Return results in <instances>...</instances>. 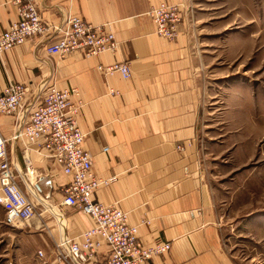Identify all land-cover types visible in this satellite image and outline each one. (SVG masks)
<instances>
[{"label": "crops", "instance_id": "obj_1", "mask_svg": "<svg viewBox=\"0 0 264 264\" xmlns=\"http://www.w3.org/2000/svg\"><path fill=\"white\" fill-rule=\"evenodd\" d=\"M13 2L0 0V36L17 19ZM217 2L39 0L46 23L57 24L71 14L105 26L117 36L118 52L94 58H86L84 52L50 57L47 47L56 35L49 32L0 54V92L10 84H25L31 100L40 85L78 90L77 99L83 103L78 123L86 134L85 149L92 155L96 175L111 180L95 199L128 213L145 246L172 244L171 251L147 264H240L224 241L200 154L207 97L201 74L209 52L206 41L222 40L219 10L211 15L208 10ZM160 3L185 7L174 41L159 37L148 16L150 8ZM187 8L190 12L184 14ZM116 62L130 65L129 80L118 74L106 77L97 70ZM14 133V118H0L9 161L23 172L29 159L37 171V181L22 176L19 184L38 216L9 226L0 206V264H61L55 242L64 234L76 239L95 222L77 208L62 207L63 188L70 178L52 160L28 150L22 141L11 140ZM179 146L184 149L179 151ZM108 250L103 245L98 259L103 260Z\"/></svg>", "mask_w": 264, "mask_h": 264}, {"label": "built area", "instance_id": "obj_2", "mask_svg": "<svg viewBox=\"0 0 264 264\" xmlns=\"http://www.w3.org/2000/svg\"><path fill=\"white\" fill-rule=\"evenodd\" d=\"M13 4L17 19L0 36V54L49 32L56 35L50 37L47 47L50 57L65 58L84 52L86 58H94L115 54L119 50L117 36L105 26L88 23L71 14L63 15L57 24H48L41 16L39 0H14ZM184 8L182 4L167 3L151 7L148 16L154 23L155 33L166 40H176L184 21ZM97 70L106 77L118 74L129 80L132 76L128 63L100 65ZM29 93L30 89L20 83L10 84L0 92V118L13 117L15 120V133L11 140L23 141L28 150L52 160L70 178L63 188L65 199L62 207L77 208L95 222L93 228L78 238L64 234L55 242L58 262L147 264L171 251L170 243L145 246L139 239V228L130 224L128 213L115 204L106 205L95 199L96 192L108 187L111 180L96 175L92 155L85 149L86 134L78 123L83 107L82 101L77 99L80 95L78 90L40 85L31 100L27 98ZM7 145L8 140L0 134V206L6 211V224L16 226L38 216L35 204L19 184L22 176L37 181L38 174L29 159L24 171L19 172L9 161ZM183 149L178 147L179 151ZM108 150L104 148V152ZM103 245L108 247V254L99 260ZM39 255L43 256L42 252Z\"/></svg>", "mask_w": 264, "mask_h": 264}, {"label": "rangeland", "instance_id": "obj_3", "mask_svg": "<svg viewBox=\"0 0 264 264\" xmlns=\"http://www.w3.org/2000/svg\"><path fill=\"white\" fill-rule=\"evenodd\" d=\"M217 5L207 8L219 10L223 31L206 41L201 161L228 250L240 264H264V0Z\"/></svg>", "mask_w": 264, "mask_h": 264}]
</instances>
